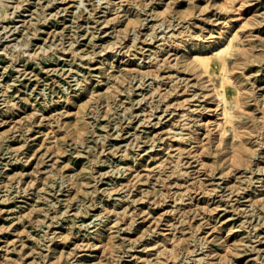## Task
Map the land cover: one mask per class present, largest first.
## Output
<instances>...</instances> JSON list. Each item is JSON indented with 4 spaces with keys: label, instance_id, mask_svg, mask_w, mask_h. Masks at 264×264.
<instances>
[{
    "label": "rangeland",
    "instance_id": "1",
    "mask_svg": "<svg viewBox=\"0 0 264 264\" xmlns=\"http://www.w3.org/2000/svg\"><path fill=\"white\" fill-rule=\"evenodd\" d=\"M249 1L247 4H254L243 7L246 14L255 9L264 11V0ZM7 2L19 7L7 21L9 26L5 29L0 27V113L6 115L1 119L0 114V264H75L77 255L90 247L86 244L94 240L95 229L110 220L116 234L114 251L106 253L92 247L86 261L96 264H152L144 259L155 261L159 255L160 264H204L195 262L194 258L202 255L207 260L220 256L224 252V237L220 233H208L211 224L202 219L203 214L194 217L192 210H186L205 195L204 192L200 188L198 192L192 190L196 199L187 198L191 201L189 203L178 199L173 201L176 195H169L174 194L179 183L175 174L167 175L170 172L168 164L156 168L141 182L137 181V186L130 191L123 187L133 176L126 168L129 160L143 157L139 165L144 168L151 165L152 153L163 158L176 152L175 145L166 148L167 142L174 143L167 137L169 133L163 134L167 138L164 142L157 138L155 147H152V140L157 136L154 133L166 131V123L182 119L179 115L182 108L164 111L166 104L163 102L156 109L146 101L148 98L138 100L156 84L153 76H138L131 81L124 79V82L116 83L111 93L120 89V94L116 98L110 94L105 102H90V88L82 87L78 81L84 83L86 76L94 80L104 78V84L98 83L93 87L97 92L110 85L111 82L106 85L108 78L104 74L99 76L101 73L94 66L101 58V49L112 41L114 51L124 57L122 62L127 67L136 66L133 65L135 62L147 63V56L152 52L162 54L168 51L164 56L173 59L177 47L167 43L174 44V38L179 36L181 29H200L212 38L223 25L225 14L220 11V6L224 0ZM36 11L40 14H35ZM114 16L115 19L104 23V19ZM134 16L138 17L136 24ZM237 17L235 15L231 20L233 25L239 26L244 20ZM32 19L39 28L37 36L32 35ZM113 26H117L119 36ZM243 26L253 29L254 49H263L264 22L258 30L255 28L259 27L258 24L245 23ZM29 31L30 46L27 47L23 42L28 40L26 34ZM19 42L22 46H17ZM26 48L28 51H23ZM174 64L172 72L177 77L172 82L178 83L180 90L173 94L171 101L184 98L180 94L183 91L189 93L186 95L196 91L199 98L193 97L195 100L191 103H194V108L203 109L211 98L203 95L206 86L201 80L195 86L194 72L186 69L182 61ZM250 65L248 62V66L242 69V65L236 64L233 79L248 85L250 81L244 71ZM167 69L159 70L165 76L161 80L163 91L165 81L173 77L167 76L170 72ZM185 84L186 90L181 89ZM129 85L132 88L130 92L127 89ZM13 102L17 103L10 107ZM33 110L35 115L31 114ZM44 114L48 119L43 117ZM146 114L151 117L145 118ZM161 114L162 121L157 127L154 122ZM84 117L86 123L82 130L85 134L77 141L78 126L75 122ZM20 118L21 123H17ZM48 121L58 131L55 137H48L51 134L48 133ZM15 123L18 126H14ZM29 123L31 129L27 130ZM229 141L224 143L227 147L213 149L204 156L208 163L213 164L210 168L214 169V174L204 171L208 165L200 171L201 178L209 183L207 187L215 188L209 195L212 202L220 204L214 212L215 219L226 220L222 223L223 229L234 227L230 241L237 242L241 251L239 258L223 262L264 264V212L257 210L260 217L256 212L253 214L245 209L249 192L254 193L257 187H261L262 180L258 179H264L261 178L264 174L241 169L237 173L245 187L241 189L235 181V174L222 177L226 164L220 159L228 150ZM47 144L50 145L48 150ZM56 157L54 171L47 173ZM63 174L67 177L63 178ZM159 174V181H155ZM251 175L254 176L255 187L248 186ZM18 181L27 190H22V187L17 190ZM127 196L138 200H128ZM155 200H161V203L155 204ZM170 207L171 211L160 216ZM185 210L183 221L178 220ZM21 213L22 219L18 221ZM132 217L136 221L126 225ZM157 221V231L151 234L149 228H153ZM201 221V228L195 231ZM17 226L19 228L15 230ZM17 231L20 237L15 236ZM191 231L201 236L200 245L190 238V242H183L172 251L157 254L158 247L170 249L172 246L170 235L165 236L166 233L178 235L183 232L188 236ZM238 233L242 234L243 241L239 240ZM8 239L14 240L6 248ZM103 239L107 240L105 234ZM70 250L74 252L68 254ZM75 251H78L76 255Z\"/></svg>",
    "mask_w": 264,
    "mask_h": 264
},
{
    "label": "bare ground",
    "instance_id": "2",
    "mask_svg": "<svg viewBox=\"0 0 264 264\" xmlns=\"http://www.w3.org/2000/svg\"><path fill=\"white\" fill-rule=\"evenodd\" d=\"M249 2V0H224L220 6V11L225 14L222 21L223 25L219 27L217 34L213 35L212 38L207 36V33L200 29L190 31L187 29H181L179 36L174 38V44L167 43V37L164 38L168 45H173L175 48L177 47L175 57L173 58L175 62L182 61V65H184L186 69L194 72L197 79L195 86L196 83H198L197 81L200 80L202 81V84L206 86L207 89L203 92V95L211 98L209 99L208 104L204 105L203 109H198V107L194 108V103H191L193 102L192 100H195V98H199L198 92L196 91H193L190 95H186L189 93H184L183 91L180 94L181 97L184 96V98H177V100L173 102L171 101L173 94L179 92L180 85L172 82L177 76H174V73L172 72L174 70L173 66H175V62H173V59H168L170 56H164L166 53L168 54V51H165L162 54L152 52L147 56L149 57L146 61L147 63L142 64L135 62L133 65L135 64L136 66L130 65L126 67V63L123 64L122 62L124 57L118 56V54L114 51V42L112 41L109 45L101 49V58L94 66V68L101 73L99 76L104 74L105 77L108 78L106 85L111 82L110 85H107L104 91L97 92L93 87L98 85V83L104 84V78L94 80L91 77L86 76L84 83H82L81 80L78 81V84H83L81 85L82 87L90 88L88 98L90 102H105L108 101L107 99L110 94L113 93V97L115 98L120 94L118 93L120 92V89L113 90L111 93V90L116 83L124 82V79H129L131 81L138 76H141V78L145 76H153V78L157 81L156 84L154 83L155 85H153L148 94H142V97L138 100L143 101L148 98L146 101L151 103L150 106L152 108L156 107V109L159 108L160 103L163 102L166 104L163 108L164 111H167L168 109L175 110L182 108V112L179 113L182 119L166 123L165 126H168L166 131L161 130L154 133L157 136L152 140V147H155L156 139H161L164 142L167 138L163 134L169 133L170 135L167 137L173 140L174 143L167 142L169 145L166 148H170L175 145L174 149H176V152L172 155H166L163 158H158L155 156L157 153H152L151 165L144 168L139 165V161L143 157H135L134 159L129 160L126 168L133 176L123 185V187H126V189L130 191L132 187L137 186V181L141 182L143 177H148V175H150L156 168L163 167V165L168 164L170 172L167 175L170 176L175 174L176 179H178L176 181L179 183V187L174 191V194L169 195H176V197H173V201L178 199V201H186V203H189L191 201L187 200V198L191 200L196 199V196L193 195V191L198 192V189L200 188V191H203L205 195L202 197L200 196L201 198L199 197V200L193 202L186 210H192L194 217L196 215L203 214L202 219L211 224V230L209 229L210 231L208 230V233H220V235L225 239L223 248L224 252L215 258L217 260L214 258H208L205 260L206 257L202 255L194 258L195 262L202 261L204 264H224L223 261L231 262L241 256V251L238 249L237 242L230 241V236L234 232V227L231 226L223 229L222 223L226 222V220L215 219L214 212L219 209L220 204H215L209 197L215 188L214 186L207 187V184L209 183L206 184V181L200 176V171L206 165L209 166L208 169H204L205 172L208 170L207 174H214V169L210 168L213 164L210 162L208 163L204 156L211 153V150L213 149H219L221 146L227 147L226 145L224 146V143L226 144L225 141L230 139L228 150L221 155L220 159L224 164H226V170L221 172V176L225 177L230 173L235 174V181L238 182L239 189H241L245 188L240 180L241 175H237L238 172H241V169H250L252 172L259 171L262 172L259 174H264V162L261 160L264 159V47L260 51L254 49L255 41L253 39V29H245V26H243L245 23L253 25L258 24L259 27L254 26L256 30H258L262 27L261 25L264 22V11L255 9L246 14L243 7H245ZM253 4L254 3L250 5ZM250 5L247 4V7ZM17 7H19V5L16 4L11 6L7 0H0V27L5 29L9 26L7 21L11 19ZM165 9L167 8L165 7ZM35 14L39 15L40 13L39 11H36ZM235 15L238 16L237 18L239 20H244L239 26L232 24L231 18ZM35 18L37 17H34V19ZM115 18L116 17L114 16L104 19V23H108ZM133 18L134 23L138 21L137 16H134ZM218 19L219 18L216 20ZM31 24L34 25L32 35L37 36L39 34V28L33 19L30 26H32ZM113 27L116 28V35L119 36L120 32L117 26ZM103 31H105V29H103ZM26 37L28 40L23 42V44L29 47L31 37L30 31L26 34ZM17 46H22V44L19 42ZM23 51H28V49L26 48ZM142 58L144 60L145 56L142 55ZM241 59L243 61H241ZM114 60L122 63L118 65L114 62ZM127 60L128 59H126V61ZM248 62L251 63V67H248V70L244 71V74L248 75L250 83H248V85H243L233 79V71L236 68V64L242 65L240 67L245 69L246 66H248ZM166 67H168L167 70L170 71L167 76L173 77L168 81H165L167 83H165L166 86L163 91V82L161 80L165 78V76L161 75L159 70ZM178 68L179 67H177V69ZM167 86L168 88H166ZM186 87L187 86L185 84L184 88L182 86L181 89L186 90ZM127 89L129 92L132 91L130 85L127 86ZM170 95L171 97H169ZM157 96L158 98H156ZM16 103L17 102L11 103L10 107H14ZM66 105H68L67 102ZM108 105H110V103ZM0 114L2 115L1 119H4V116L6 115L4 113ZM31 114L35 115L36 112L33 110ZM44 116H47L46 119H48V115L44 114L43 117ZM147 117L148 115L146 114L145 118ZM150 117L151 116L148 118ZM162 117L163 114H161L159 119L154 122L157 127L162 121ZM21 118L19 120L17 119V123H21ZM49 122L50 121L47 122V127L50 128L48 133L51 134L48 137H55L58 131L55 129L52 122ZM149 122H151V120H149ZM75 123L78 126L76 140L79 141L85 134L82 129H84L86 119L85 117L81 119L79 118ZM30 124L31 123L28 124L27 130L31 129ZM14 126H18V124L15 123ZM160 132L161 135L159 134ZM46 147L48 150L50 145L47 144ZM256 158L258 160H256ZM56 160L57 157L52 162L51 168L47 169V173L54 171L53 165ZM194 161H196L197 164L192 165ZM254 166H256V168H254ZM191 167L192 170H189ZM190 174H194V176L191 177ZM64 177H67V174H63V178ZM160 177L161 174L156 177L155 181H159ZM263 177L264 176H261V178ZM250 178L248 186L255 187L256 183L252 181L254 176L251 175ZM258 180H262V183L260 184L261 187H257L254 193L249 192L248 195L250 196L246 199L248 204L245 206V209L251 211L253 214L256 212L259 215L257 211L258 209L264 212V179ZM18 183H20V181H18ZM31 185H33V182ZM20 187H22L21 189L24 191L27 190V187L21 185V183L17 185L16 189L20 191ZM176 192L178 194H176ZM185 195L188 196L185 197ZM167 196H165V198ZM127 198L131 201L138 200V198L130 199V196H127ZM200 200H202V202H200ZM154 203L159 204L161 203V200H155ZM171 205L173 204L170 203V206ZM171 210V207L168 208L167 210L161 212L160 216L165 215ZM186 210L182 212L183 217L178 220L183 221V218L185 217L183 213L185 214ZM22 216V213L19 214L18 221L22 219ZM259 216L261 217V215ZM262 218H264V215ZM135 221L136 218L132 217L126 225L129 226ZM111 222L112 221L110 220L108 223L100 225L95 229L96 232L94 240L87 242L86 245L90 247L81 251L77 255L78 261L75 264H96L95 262L86 261L85 259L86 256L91 255L92 252L90 251L92 247L96 251H103L106 253H112L114 251L116 247V234L113 230V223ZM199 224V227H197L195 231H199L203 224L202 221L199 222ZM157 225L158 221L153 228L152 226L149 228L148 232L151 230L152 234L157 231ZM18 228V226L15 227V230ZM19 231L15 233L16 237H20ZM195 231H191L188 236H184V234H182L183 232L178 235H176L175 232H168L169 234L166 233L165 236L170 235L172 246L170 249H167V246L158 247L157 254L172 251L177 245L187 241L190 242V238L195 241L196 245H200L201 241L199 242V239L201 236L195 233ZM104 234L107 237L106 241L103 239ZM238 235L239 240L243 241L244 238L241 236L242 234L238 233ZM203 238L204 236H202V239ZM13 240L14 239L7 240L6 248L9 247V243ZM194 251L195 249H192V252ZM73 252L74 250H70L68 251V254ZM77 252L78 251H75L74 255H76ZM144 260L152 264H160L159 255L156 256L155 261L148 260L146 258Z\"/></svg>",
    "mask_w": 264,
    "mask_h": 264
}]
</instances>
